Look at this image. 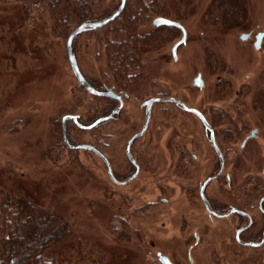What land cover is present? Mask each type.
I'll list each match as a JSON object with an SVG mask.
<instances>
[{
    "label": "rangeland",
    "instance_id": "rangeland-1",
    "mask_svg": "<svg viewBox=\"0 0 264 264\" xmlns=\"http://www.w3.org/2000/svg\"><path fill=\"white\" fill-rule=\"evenodd\" d=\"M118 3L99 0L91 19L101 18ZM147 3L140 19L141 31L155 33L152 21L164 11L167 18L181 21L189 41L178 48L177 60L173 61L168 51L180 32L163 28L158 36L165 42L146 44L140 56L150 81L141 75L133 78L118 116L93 130L71 127L72 141L97 145L113 172L117 170L124 178L131 171L124 148L128 137L142 126L141 102L160 94L180 98L202 111L215 106L218 111L238 110L252 116L258 112V139L252 140L250 147L258 143L256 150L264 159V0H233L239 8H232L229 2L221 5L219 0ZM22 7L28 12H22ZM227 10L238 13L237 17L224 16ZM25 13H29L27 17ZM35 13L28 0H0V190L21 189L30 194L37 207L68 223L64 242L54 248L55 262L66 259V249L65 253L74 256L73 261L80 256L100 264H157L151 257H155L162 236L159 225L163 207L157 206L159 195L153 182L158 175L149 179L146 190L134 192L137 182L142 184L141 176L134 180L136 183L118 186L95 154L56 147L60 134L55 126L60 133L61 116L76 114L81 122L90 123L116 103L94 99L79 86L66 58L68 34L52 33L50 16L42 14L45 19ZM40 20L47 25L44 32L37 28ZM249 31L252 40L241 41L239 36ZM256 33H263L257 50L253 47ZM73 51L88 79L101 86L113 79L106 65L104 43L90 30L74 39ZM197 74L201 75V87L193 84ZM243 83L249 91L239 93L241 98L234 103ZM254 100H258L256 106ZM160 109L168 114L163 119L152 114L146 136L135 142L150 139L151 148L156 150V154L150 151V160L161 158L158 149L165 142H179L178 137L189 134L185 128L199 126L193 115L174 105L162 104ZM57 152L59 159L54 161ZM257 159L256 155L250 163L236 168L243 174H256ZM201 169H205L201 176L211 173V167ZM146 191L150 194L147 197ZM146 199L154 202V211L145 209ZM122 231L127 235L119 238ZM148 240L156 241L155 248L149 247Z\"/></svg>",
    "mask_w": 264,
    "mask_h": 264
},
{
    "label": "flooded vegetation",
    "instance_id": "flooded-vegetation-1",
    "mask_svg": "<svg viewBox=\"0 0 264 264\" xmlns=\"http://www.w3.org/2000/svg\"><path fill=\"white\" fill-rule=\"evenodd\" d=\"M167 19L175 21L184 28L180 20ZM159 27L171 28L175 34L180 32L179 39L171 38V40L174 39V42L168 51L169 57L176 61L178 48L189 41L187 32L184 28L185 41L177 46L175 54H173V46L182 38L181 29L175 26H154V28ZM161 31L159 30L157 35L161 34ZM242 34H247V37L241 39L240 35L241 41L252 40L253 33L251 31ZM257 35L258 33L254 35L253 47ZM151 36L155 37L156 35L151 32ZM159 41L165 42L160 36L159 40L150 39L147 45ZM207 44L209 45L208 42ZM206 48L209 47L206 46ZM163 61H166V57L163 58ZM146 67L145 60H143L141 64L132 67L133 71L130 74L134 78L141 75L145 79L149 75ZM198 76L200 80L201 75L197 74ZM148 80L150 81L149 77ZM245 85L243 83L236 92L234 103L237 98H241L239 93L244 90L245 92L249 91V87ZM114 92L121 96L124 104L129 93L127 91ZM159 97L174 98L189 106L185 101L175 96L158 94L149 96L141 102L143 114L145 111L143 103ZM111 100L116 104L102 116H106L118 106L116 100ZM257 103L258 100H254V106ZM123 104L120 111L108 121H113L118 116ZM162 104H170L180 108L172 102L154 101L150 106L149 123L141 136H146L152 114H157L162 119L168 114L165 113V110L160 109ZM211 107L207 111L192 107L199 111L210 129L205 128L196 115L180 108L182 111L193 115L195 123L197 122L199 126L185 128L184 132L188 131L189 134H183L186 136L182 139L178 137L181 140L179 142H165L164 146L158 149L161 155L158 160H150V151L156 154V150L151 148L150 139L136 144L140 136L131 144L130 154L138 166V171L135 177L126 184L137 179L139 181L141 176L142 184L137 182L138 186L134 192H142L146 190V186L150 182L149 179L158 175L153 182H155L154 187L159 195L157 200L159 205L157 206L163 207L162 220L159 225L162 236L155 257H151L153 263L157 261V264H264V159L262 152L256 150L258 143L254 144L255 149L250 147V142L258 139V112H254V116H252L250 113L248 115L238 110L218 111L215 106ZM108 121L102 122L96 127L100 128ZM210 132H212L220 152L221 162L217 152L209 142ZM99 150L103 153L101 148ZM256 155L258 156V172L256 174H243L236 168L250 163ZM127 161L131 166V171L124 178H120L117 170H114L115 172L112 170L118 181L125 180L135 172L134 165L128 159ZM202 166L211 167V173L201 176V173L205 172V169H201ZM220 166L222 167L220 174L215 179L206 181L217 174ZM141 173L144 175L142 176ZM149 195L146 191V197ZM144 201L148 213L154 211L156 207H154V202L147 199ZM123 226L127 228L125 223ZM152 233H155V230ZM148 245L153 249L156 246V241L148 240Z\"/></svg>",
    "mask_w": 264,
    "mask_h": 264
},
{
    "label": "trees",
    "instance_id": "trees-1",
    "mask_svg": "<svg viewBox=\"0 0 264 264\" xmlns=\"http://www.w3.org/2000/svg\"><path fill=\"white\" fill-rule=\"evenodd\" d=\"M98 1L28 0L39 16L45 19L46 15L42 14L50 16L52 25L49 27V30L52 33L61 32L67 34L83 21L97 20V18H91L93 17L92 9L96 8L95 6L98 4ZM147 1L126 0L123 11L114 20L98 29L90 30V33H94L96 40L104 43L106 65L113 77L112 80H108L106 84L101 86L99 83L88 79L81 70L84 77L94 88L98 90L111 88L114 91H126L129 82L134 78L130 74L133 71L132 67L141 64L143 61L140 57L143 52L142 48L150 39H160L157 32L162 30V27L155 28V37H150V33L140 30V19L147 9ZM219 1L221 5L229 2L228 5L232 6V8L240 7L239 5H235L233 0ZM24 10L28 12L26 8L22 7V12ZM114 10L115 8L101 18L109 15ZM28 14L25 13V16L27 17ZM235 14L238 13L227 10L224 16L236 18L237 15L235 16ZM158 16L167 17L168 13L162 11ZM45 27L47 25L43 20H40L37 28L43 31ZM168 29L171 30V28ZM93 97L94 99L102 98L111 101L109 98ZM110 109L108 107L105 108L104 114ZM71 127L75 128L76 131H81V129L76 127L71 120L66 121L68 140L70 143L75 144L78 142H73L71 139ZM55 128L57 129V133L60 134L56 147L61 145L62 148H67L62 138H60L61 127L60 133L57 125ZM95 146L97 147V145ZM69 151H72V149H69ZM59 154L57 152V155L52 159L54 161L58 160ZM68 233V223L60 220L49 210L37 207L29 193L21 189L0 190V264H100V261L96 259L89 258V260H82L80 256H76V259L73 261L72 258L74 256L68 251L65 253L66 249L64 251L66 259L62 258L60 262H55L54 248L64 242ZM123 234L127 235L125 231H122L119 238H122ZM76 244L79 245V243ZM84 261L87 262L84 263Z\"/></svg>",
    "mask_w": 264,
    "mask_h": 264
},
{
    "label": "water",
    "instance_id": "water-1",
    "mask_svg": "<svg viewBox=\"0 0 264 264\" xmlns=\"http://www.w3.org/2000/svg\"><path fill=\"white\" fill-rule=\"evenodd\" d=\"M125 5H126V0H119V4L116 7V9L113 12H111L109 15H107V16H105L103 18L97 19V20H87V21L81 22L80 24H78L67 35V38H66V41H65V53H66L67 62H68L70 71L73 74V76H74L75 80L77 81V83L79 84V86L83 90H85L86 92H88L89 94H91L93 96L108 97V98L116 100L118 102V106L113 108L110 111V113L107 114L106 116L99 117V118L95 119L94 121H92L89 124L81 123L79 121V119H78V115H76V114H65V115H63L60 118L61 138H62V141H63L64 145L67 148H69V149L86 150V151H89V152L95 154L96 156H98L102 160L103 164L105 165L106 173H107L109 179L112 182L117 183V184H121V185H124V184L128 183L137 174L138 166H137V164L135 163L134 159L132 158V156L130 154V147H131V144L133 143V141L136 138L140 137L144 133V131H145V129H146L148 123H149L150 106H151V104L154 101H164V102L175 103L182 110H184L186 112L193 113L194 115H196L200 119V121L202 122L203 126L205 128L210 129L209 125L207 124V122L205 121V119L199 113L198 110H196L195 108H192V107H189V106L185 105L180 100H177V99H174V98H170V97H159V98H153V99H150L149 101L144 102L143 106L145 107V111H144L143 125H142L141 129L138 132L134 133L133 135H131L129 137V139L126 142V146H125L126 158L134 165L135 172L133 174H131L129 177H127L123 181H118L115 178V176H114V174L112 172V168H111V165H110V162H109L108 158L96 146H94L93 144H90V143H75V144H72V143L69 142L68 137H67V132H66V121L67 120H71L75 124V126H77L79 129L90 130V129L98 126L100 123L106 122V121L112 119L114 117V115H116L120 111V109L122 107L123 102H122V98H121L120 95H117L111 89L98 90V89L94 88L86 80V78L84 77V75L82 74V72H81V70H80V68L78 66V63H77V60H76V56H75V54L73 52L72 43H73L74 39L78 35L86 32V31H89V30L98 29V28L108 24L112 20H114L123 11ZM152 23H153L154 26L166 25V26H175V27H178V28L181 29L182 38H181L180 41L175 43V45L172 48V52H173V54H175V49L177 48V46L185 41V30H184V28L181 25H179L178 23H176L175 21H172V20H169V19L163 18V17L155 18ZM246 37H247V34H241V36H240L241 39H245ZM262 37H263V33H258V35L256 37V42L254 44V47L256 49H259ZM194 84L197 85V86H201V82L199 80V76L194 80ZM209 142L214 147L215 151L217 152V154L219 156L220 162H221V155H220V152H219V150H218V148L216 146L215 139H214V136H213L212 132H210V135H209ZM221 170H222V167L220 166V169L217 172V174L214 175L211 178H208L206 181L215 179L220 174Z\"/></svg>",
    "mask_w": 264,
    "mask_h": 264
}]
</instances>
